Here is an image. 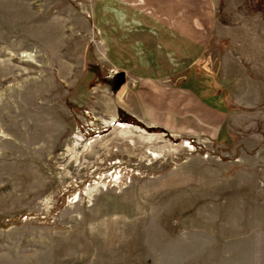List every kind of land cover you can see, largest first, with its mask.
Returning <instances> with one entry per match:
<instances>
[{
	"label": "rangeland",
	"instance_id": "obj_1",
	"mask_svg": "<svg viewBox=\"0 0 264 264\" xmlns=\"http://www.w3.org/2000/svg\"><path fill=\"white\" fill-rule=\"evenodd\" d=\"M217 2L226 23L264 25V0ZM133 7L167 16L143 0H0V264H264V101L216 138L151 122L139 103L171 113L158 91L190 76L214 89L220 53L175 72L118 58L109 31Z\"/></svg>",
	"mask_w": 264,
	"mask_h": 264
},
{
	"label": "crops",
	"instance_id": "obj_2",
	"mask_svg": "<svg viewBox=\"0 0 264 264\" xmlns=\"http://www.w3.org/2000/svg\"><path fill=\"white\" fill-rule=\"evenodd\" d=\"M143 1L157 3L167 16L149 20L143 9L133 7L136 18H132V21L122 20L117 24L119 29L113 32L114 34L109 31L111 36L117 32L119 37L114 41L110 39V53L118 52V58L123 59L166 60L172 72L180 69L178 60H186L181 66L190 68L195 67L196 60H205L204 63L198 64L199 68L205 69L212 51L220 53V71L217 77H214V89H211L209 84V78L213 76L211 74H204L197 81L193 80L194 77H185L181 87L178 82L175 86H166L168 88L165 87L163 92L158 91L160 109L163 108L166 98V106L173 110L171 113H164L166 116L161 114V110H154V105L149 107L139 103L140 110L151 122H159L161 126L165 124V128L181 132L193 131L203 136H209L213 132L216 138L228 117L230 122L232 121L236 109L245 112L262 104L264 34L260 30L263 25L261 18L252 19L251 14H234L229 16L230 23H226L228 17L224 16L225 9L217 0ZM116 5L119 10L122 8L126 12L122 5ZM125 7L132 9L130 6ZM106 25L109 24L102 27L104 43ZM112 42L116 45H112ZM224 44H229L230 47L225 53L221 51ZM187 82L190 83L184 85ZM144 83L147 87H157L152 79ZM170 123H181L182 126H168ZM192 124H197V129L192 130Z\"/></svg>",
	"mask_w": 264,
	"mask_h": 264
},
{
	"label": "trees",
	"instance_id": "obj_3",
	"mask_svg": "<svg viewBox=\"0 0 264 264\" xmlns=\"http://www.w3.org/2000/svg\"><path fill=\"white\" fill-rule=\"evenodd\" d=\"M256 1H258V0H256ZM259 5L261 6V4L259 3ZM264 7V6H263ZM257 10H260V9H256L255 11H257ZM255 11H253V12H255ZM261 11V10H260Z\"/></svg>",
	"mask_w": 264,
	"mask_h": 264
}]
</instances>
